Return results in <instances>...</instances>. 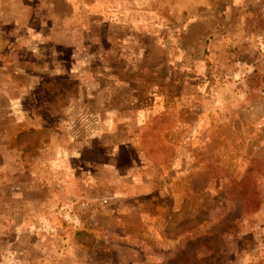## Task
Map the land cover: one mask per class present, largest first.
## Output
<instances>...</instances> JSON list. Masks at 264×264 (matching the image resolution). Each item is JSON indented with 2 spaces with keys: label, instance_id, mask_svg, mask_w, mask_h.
I'll use <instances>...</instances> for the list:
<instances>
[{
  "label": "rangeland",
  "instance_id": "rangeland-1",
  "mask_svg": "<svg viewBox=\"0 0 264 264\" xmlns=\"http://www.w3.org/2000/svg\"><path fill=\"white\" fill-rule=\"evenodd\" d=\"M264 0H0V264H264Z\"/></svg>",
  "mask_w": 264,
  "mask_h": 264
},
{
  "label": "built area",
  "instance_id": "built-area-1",
  "mask_svg": "<svg viewBox=\"0 0 264 264\" xmlns=\"http://www.w3.org/2000/svg\"><path fill=\"white\" fill-rule=\"evenodd\" d=\"M263 95H264V92H263Z\"/></svg>",
  "mask_w": 264,
  "mask_h": 264
}]
</instances>
